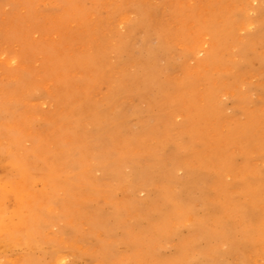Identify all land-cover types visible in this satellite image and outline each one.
Instances as JSON below:
<instances>
[{
  "label": "bare ground",
  "instance_id": "bare-ground-1",
  "mask_svg": "<svg viewBox=\"0 0 264 264\" xmlns=\"http://www.w3.org/2000/svg\"><path fill=\"white\" fill-rule=\"evenodd\" d=\"M79 1L73 0L71 9L83 22L86 13L79 12ZM24 5L29 10L34 2ZM258 11L264 16V3ZM147 13L141 11L138 22L145 37L137 53L129 49L133 30L118 37L117 61L109 66L102 50L90 48L73 58L70 40L60 55L44 48L49 63L43 75L25 61L24 72H10L14 78L2 85L0 264H261L258 258L264 264V181L255 179L260 171L246 158L253 151L264 157V128L259 126L264 114L248 120L260 131L253 134L240 119L223 122L220 95L237 90L239 105L244 112L249 108L239 86L223 76L202 86L199 73L186 67L168 78L175 58V40L168 43L170 22ZM178 33L171 35L183 38ZM107 36L98 39L109 51ZM15 37L23 46L20 58L29 59V51L39 46L28 35ZM213 37L220 42L198 60L197 69L204 63L227 65L232 53L227 41L235 39V31L226 22ZM193 38L188 37L190 45ZM254 40L263 46L264 18L255 35L236 47L243 61L233 64L231 73L241 86L253 60L264 67V52L256 53ZM125 54L128 60H120ZM161 55L168 60L164 70ZM104 79L108 89L98 93ZM50 81L55 96L39 104L32 100L36 89ZM146 92L154 96L144 98ZM48 101L51 108L45 110ZM179 117H185L184 125L175 131ZM235 144L245 161L238 168L225 153ZM207 149L216 150L218 168L196 169L197 163L207 164ZM231 172L240 174L235 183L225 181ZM198 182L202 188L195 189ZM211 195L220 196V202L211 203ZM169 246L175 250L171 255Z\"/></svg>",
  "mask_w": 264,
  "mask_h": 264
},
{
  "label": "rangeland",
  "instance_id": "rangeland-1",
  "mask_svg": "<svg viewBox=\"0 0 264 264\" xmlns=\"http://www.w3.org/2000/svg\"><path fill=\"white\" fill-rule=\"evenodd\" d=\"M29 1H33L34 5L28 10L24 3ZM72 2L73 0H0V95L2 94V97L4 96L2 85L14 78L10 77V72H24L25 61L30 62L33 71L43 75L45 72L44 65L49 63V56L44 48H52L60 55L67 52L68 46H70L69 42L73 40L75 44V49L71 51L73 58H79L87 53L90 48H93L95 51H103V54L106 55L105 63L109 66V64L117 61L114 48L118 37L125 36L133 30L136 31V35L129 49L130 52L137 53L145 37L144 28L138 25L141 11L144 10L153 19L159 18L161 21L170 22L171 30L168 34V43L175 40V43H172V53L175 58L173 65L170 66L168 78L179 76L183 71V67L188 68L192 74L198 72V81L202 86L203 84L209 85L215 77L223 76L228 79L230 84L239 86V89L250 102L248 110L245 111L246 114L239 105L237 90H233L234 95H220L219 102L225 112L223 122L227 123L228 119L231 121L240 119L242 128L250 130L253 134L260 132L257 129L258 126L248 120H256L255 118L264 114V90L261 89L264 86V67L261 66L258 60H253V63L247 68L249 77L246 78V83L241 86L240 82L231 73V66L243 61L242 55L237 53L236 47L238 43L255 35L258 30L260 21L264 18L263 14L258 11V7L264 3V0H80L78 2L79 12L86 13L83 22L75 20L78 14L74 11V8L71 9ZM192 5L195 7L191 10ZM175 9L179 11L178 15H175V11H177ZM32 10L35 12L34 18L31 16ZM213 16H216L215 19L209 21ZM194 19H199V22L195 24ZM102 20L109 21V24ZM206 21L207 24H204ZM226 22L230 23L235 31V39L231 42L227 41L232 51L230 57L227 58V65L218 63L212 67L213 64L204 63L201 68L197 69L198 60L204 58L207 50L213 49L220 42L219 39L213 37V32L220 30ZM173 30L179 32L178 34L183 38L171 35ZM78 31L79 35L77 37L76 33ZM20 34L28 35L31 44H34L35 47L39 46L29 51V59L27 60L23 57L20 58L23 46L19 39L15 37ZM102 34H108L105 43L109 47V51H107V47H104V42L98 39ZM187 36L194 37V45H190V38L188 39ZM170 38L174 40L171 41ZM155 41V38H153L152 44ZM253 42H256L254 45L256 53H263L264 42L261 43L263 46L257 44L256 40ZM39 48L43 52H39ZM183 54H185L184 58L181 57ZM185 59L187 60L185 61ZM120 60H128L127 54ZM9 61L12 63L9 64ZM182 63L186 66H183ZM167 64L168 60L164 55H161L159 57L160 70H164ZM76 74H78L76 78H79L81 73ZM134 75L141 76L139 71H136ZM14 83H11L8 87L14 85ZM108 86L107 79L102 80L98 86V93H105ZM39 87L36 89L37 96L32 98L38 104L43 102L41 98L55 96L52 81ZM153 93L146 92L143 97L152 98ZM133 100L137 101V99ZM42 106L45 110L51 108L49 101ZM184 120L185 117L177 118L175 131L183 127ZM259 126L263 129L264 122H260ZM173 133V131L168 132L171 136L174 135ZM195 143L197 145L201 144L197 140ZM238 145H230L225 151L227 156L232 157L231 166L233 168H238L245 163ZM207 150L204 151V155L209 157L206 161L207 164L197 163L195 164L196 169H203V166L218 168V160L213 157L216 150ZM180 153L188 155L189 149H182ZM246 158L249 164L252 165V169L260 171L256 174L255 179L264 181V157L253 151ZM1 172L2 168L0 167ZM178 174L180 177L184 176L182 170ZM238 176L240 174L236 175L231 172L230 175L225 177V181L235 183ZM199 188H202V185L198 182L195 184V189ZM209 200L211 203H219L220 196L211 195ZM182 236L188 237V233L183 231ZM177 239L176 237L175 241ZM174 252L173 246L166 249L168 255ZM258 261L263 264L261 258H258Z\"/></svg>",
  "mask_w": 264,
  "mask_h": 264
}]
</instances>
